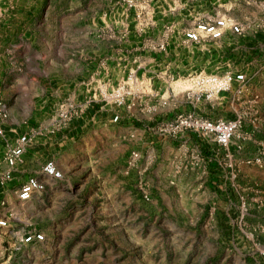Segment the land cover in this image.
I'll return each mask as SVG.
<instances>
[{
    "label": "rangeland",
    "instance_id": "rangeland-1",
    "mask_svg": "<svg viewBox=\"0 0 264 264\" xmlns=\"http://www.w3.org/2000/svg\"><path fill=\"white\" fill-rule=\"evenodd\" d=\"M76 17L53 9L38 15L34 47L17 62L30 77L42 69L36 95L59 79L51 75L81 72L112 33L107 25L89 29ZM258 52V71L247 72L243 93L220 91L203 101L210 117L244 115L231 141L233 157L224 151L217 162L226 173L234 163V181L224 173L218 182L225 185L209 191L205 183L180 188L160 170L135 180L119 159H105L100 149L79 150L75 158L64 156L61 178L39 175L46 180L44 191L25 203L12 201L17 219L11 232L0 233V264H264V42ZM124 141L117 149L128 155ZM256 157L263 163L254 162ZM25 224L44 231L46 239L18 247L12 231Z\"/></svg>",
    "mask_w": 264,
    "mask_h": 264
},
{
    "label": "crops",
    "instance_id": "crops-1",
    "mask_svg": "<svg viewBox=\"0 0 264 264\" xmlns=\"http://www.w3.org/2000/svg\"><path fill=\"white\" fill-rule=\"evenodd\" d=\"M152 6L151 25L142 28L135 11L124 0H0V129L5 133L0 134V174L9 169L5 159L8 141L29 138L23 158L15 167V179L6 187L0 185L10 205L22 182L37 174L47 159L62 168L64 156L75 158L79 150L100 149V156L117 158L126 167L130 151L140 149L143 158L131 172L135 180L140 174L150 177L160 170L178 180L183 189L205 183L210 191L225 185L218 181L228 169L217 164L225 150L195 132L169 138L158 135L156 127L160 120L192 108L209 116L203 102L193 107L183 95H171L169 86L174 79L199 71L221 72L235 65L248 73L258 71L255 55L264 42L260 31L264 27V0H155ZM52 9L78 14L75 22L81 15L89 29L107 25L112 33L81 72L51 75L59 79L36 95V90L43 87L42 69H34L30 77L20 73L17 62L34 47L38 15L49 14ZM217 10L246 23L248 34L197 45L185 43L183 33L194 25L197 15ZM161 42L166 43L164 50L153 48ZM133 72L143 77L148 91L124 94L120 102L112 101V91L125 85ZM176 83L179 89L188 87L183 81ZM168 94L172 96L168 103L160 104L161 97ZM67 97L78 103L88 98L91 101L64 128L54 130V107ZM152 104L157 109L152 110ZM116 115L118 120H114ZM123 141L130 150L128 155L117 149L124 146ZM214 197H218L217 192Z\"/></svg>",
    "mask_w": 264,
    "mask_h": 264
},
{
    "label": "built area",
    "instance_id": "built-area-1",
    "mask_svg": "<svg viewBox=\"0 0 264 264\" xmlns=\"http://www.w3.org/2000/svg\"><path fill=\"white\" fill-rule=\"evenodd\" d=\"M153 1L155 0H126L128 7L135 11L137 22L142 28L147 24L151 25L150 20L153 16ZM249 30L250 27L246 23L220 10L203 11L197 15L194 25L185 29L183 36L185 43L197 45L207 40L219 41L228 37L233 38L236 35L244 37L248 34ZM153 48L164 50L166 48V43L161 42L153 45ZM183 79H189L192 85L185 89H179L176 88L173 83L181 79H174L169 86L171 88V95H183L184 100L194 107L195 104L203 102L206 99H213L216 92L232 91L234 95L243 93L244 86L248 81V75L245 69L235 65L221 72H194ZM233 82L239 83L235 90L232 88ZM147 91L148 87L143 77L133 72L128 76L125 85H122V87L119 86L116 91H112L113 93L109 98L117 103L120 102L124 94L134 95L135 93L141 94ZM172 96H170V94L166 97L162 96L160 104L166 105L169 98ZM90 101L91 99L88 98L85 102L78 103L73 98L68 97L61 100L54 107L55 118L51 128L54 130L64 128L75 116L81 114L84 105ZM151 109H157V105L152 104ZM5 116H7V114H5ZM118 118L119 116L116 115L114 120H118ZM243 124L244 115L241 113H237L235 116L229 118H214L202 115L198 113L195 108H192L186 111H180L170 119L160 120L156 127V131L158 135L169 138H175L187 132H195L207 143L221 147L225 150L226 156L232 158L233 154L230 149L231 141L236 131L240 129ZM0 134H5L2 129H0ZM28 141L29 138L27 136L20 137L16 142L8 141L5 159L9 169L0 174L1 186L6 187L15 179V167L23 158ZM142 158L143 153L140 149H132L126 161L127 172L131 173L135 170ZM253 161L259 164L263 163L261 157H256ZM253 161L250 159L247 162L251 163ZM229 170L231 179L234 181L238 175L234 163H231ZM39 175H43L50 179L61 178L62 171L58 168L53 159H47L42 164L38 174L30 175L22 182L16 192V199L18 202L25 203L30 201L35 194L44 191L46 180ZM247 210V202L242 196L241 217L245 216ZM16 219L17 212L15 208L10 205L8 198H6L4 192L0 190V233L3 231L11 232L12 221ZM12 232L15 237V242L20 248L43 242L46 239L44 231L30 224H25L18 229H14Z\"/></svg>",
    "mask_w": 264,
    "mask_h": 264
},
{
    "label": "bare ground",
    "instance_id": "bare-ground-1",
    "mask_svg": "<svg viewBox=\"0 0 264 264\" xmlns=\"http://www.w3.org/2000/svg\"><path fill=\"white\" fill-rule=\"evenodd\" d=\"M188 87H189V86H188ZM188 87H187V88H188Z\"/></svg>",
    "mask_w": 264,
    "mask_h": 264
}]
</instances>
